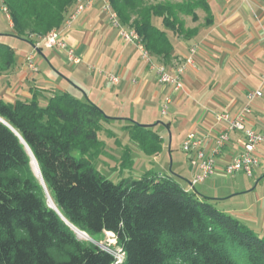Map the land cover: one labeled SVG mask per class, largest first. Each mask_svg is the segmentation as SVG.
<instances>
[{
    "label": "trees",
    "instance_id": "obj_1",
    "mask_svg": "<svg viewBox=\"0 0 264 264\" xmlns=\"http://www.w3.org/2000/svg\"><path fill=\"white\" fill-rule=\"evenodd\" d=\"M77 0H3L11 35L34 44L62 28ZM124 27L133 29L149 54L164 65L173 60L166 31L190 39L197 27L186 18L212 24L206 0H108ZM161 21V27L155 21ZM40 53L41 48L36 49ZM14 64V51L0 43V73ZM0 264H264V237L216 209L214 199L185 189L174 174H145L114 184L92 164L102 147V120L92 102L56 93L41 106L0 98ZM130 140L146 156H157L162 138L150 126L125 119ZM30 150V151H29ZM30 152L57 212L48 207L31 170ZM122 158L130 163L129 149ZM96 238L114 235L123 252L78 241L65 224Z\"/></svg>",
    "mask_w": 264,
    "mask_h": 264
},
{
    "label": "crops",
    "instance_id": "obj_2",
    "mask_svg": "<svg viewBox=\"0 0 264 264\" xmlns=\"http://www.w3.org/2000/svg\"><path fill=\"white\" fill-rule=\"evenodd\" d=\"M103 1L95 0L70 29L61 32L60 38L80 58L78 65L67 63L64 52L47 49L48 55L42 51L40 55L49 65L41 68L42 59L34 54L37 71L32 72L25 62L31 52L18 47V44L9 45L14 51V64L8 71L0 73L4 83L0 85V98L13 103L16 100L30 101L36 96L43 107L56 93H69V88H73L82 97V92L86 95L87 90L93 98L119 105L118 113L125 110L126 116L116 118L132 121L140 118L143 122H138L142 125L151 124L147 116L150 109L159 107L161 114L165 99L169 98L168 111L164 116L167 118L163 122L166 128L162 127L180 137L181 147L188 135L196 134L202 140L199 149L204 153L212 154L217 150L214 173L207 178L211 180V188L206 189L209 192L222 191L221 195L197 192L214 200H228L240 195L244 188L227 187L226 182L230 179L238 185V177H226L223 169L241 151L243 135L240 131H230L229 125L216 120L215 116L227 113L233 118L247 106L250 111L243 116L244 127L264 131V0H206L212 15L211 25L204 26L205 14L200 12L197 13V22L190 19V24H187L185 20L187 28L197 27L196 34L190 39L176 37L166 31L173 45V60L168 67L183 63L190 57V49L195 48L193 63L182 74V88L178 92L171 86L160 85L155 72L140 58L136 47L122 40L103 10ZM5 17L11 30L10 20ZM155 24L161 27L159 19ZM8 38L13 37L0 32V43ZM13 39L22 45L28 44ZM153 62L162 64L155 58ZM108 76L116 77L117 82H110ZM256 91L261 95L248 101L246 95ZM224 133H227V141L218 148L216 141ZM195 151L186 154L187 167H182L177 174L183 175L188 169L189 182L200 173L199 162L194 160ZM254 155L258 166L253 169L252 176L241 173L247 178L253 177L258 185L264 180V147L258 145ZM188 181L186 186H182L185 189L190 188ZM258 205L256 210L249 205L244 208L233 206L222 212L254 232L257 228L262 229L255 233L264 237V203Z\"/></svg>",
    "mask_w": 264,
    "mask_h": 264
},
{
    "label": "rangeland",
    "instance_id": "obj_3",
    "mask_svg": "<svg viewBox=\"0 0 264 264\" xmlns=\"http://www.w3.org/2000/svg\"><path fill=\"white\" fill-rule=\"evenodd\" d=\"M158 1V0H157ZM177 1V0H174ZM202 11L198 10L197 13H200ZM187 21V24L189 23L190 18L185 19ZM192 22V21H191ZM11 30L8 26V20L5 17V15L0 11V32L4 35H11ZM4 43L15 46L18 44V47H23L28 52H31L30 54L33 55L36 54V57L42 59L41 68L44 67V65H49L44 57L40 55L39 52L36 51L33 47H31L28 44L22 45L18 40H15L13 38H8L7 41ZM21 44V45H19ZM42 52L45 55H48V51L44 47H40ZM51 68V67H50ZM56 74L57 71L53 70ZM57 76H59L57 74ZM60 77V76H59ZM57 80L59 78L55 77ZM61 79V78H60ZM4 84L3 80L0 79V85ZM70 86L74 87L71 82H69ZM68 92L72 94L73 96L77 97L79 100H84L85 96L82 93L81 94L73 88H69ZM86 98L88 101H93L97 106H99V109L104 113L106 117H108V120H102L101 122V129L98 132V140L102 143L101 150L99 154L96 157H93L92 164L95 168V170L106 180L118 184L122 180H139L141 179L145 174H153V175H173L175 180L181 185L186 186L187 181L189 180V170H185L183 175H177L180 169L182 167L186 168V153L183 152L181 147V139L178 138L176 134L172 132L169 133L167 130H165L160 125H155L152 128V131L155 132L158 135H161L163 138L162 151L157 156H146L140 148L137 146L136 143L132 142L130 140L128 132L124 129L126 125H128V122L123 118H116L115 116H126L124 113H118L117 107L119 105H113L105 100H98L97 98H93L91 93L86 90ZM115 106V107H114ZM143 114H145L143 112ZM148 121L152 122L151 124L154 125L158 121L165 122L167 117L161 116L159 107H154L153 109H150V112L148 113ZM143 119L135 118L134 122L142 121ZM143 122V121H142ZM139 125H142L138 122ZM147 124V125H151ZM146 125V124H143ZM170 139V140H169ZM127 147L129 149V156H130V163H128L127 159L122 158L123 155V149ZM32 172V170H31ZM33 174V172H32ZM34 175V174H33ZM238 178L236 179V183H232L230 179H227V187L236 188L239 186V188H244L245 191L241 192L240 195L234 196L231 199L225 200H212L211 204L218 210H228L232 209V207L239 206V208H244L251 205V209L256 210V207H258V203L263 204L264 203V180L260 182V184L257 185L253 189V186L255 184V179L252 177L247 178L244 174L239 173L236 175ZM35 177V176H34ZM36 178V177H35ZM37 179V178H36ZM189 182V181H188ZM190 183V182H189ZM211 188V180L210 178L205 180L203 183L196 184L194 186L195 190L199 193H204L209 196H219L221 195L222 191H214L211 190L209 192L206 188ZM256 206V207H255ZM254 230V229H253ZM257 228L255 232H261ZM76 239L82 243H85L87 245H94L97 246L110 254L114 256L117 260H122L123 258V252L121 249L117 246L116 240L113 234H108L104 232L102 235L92 238L88 236V239H80L75 235Z\"/></svg>",
    "mask_w": 264,
    "mask_h": 264
},
{
    "label": "built area",
    "instance_id": "obj_4",
    "mask_svg": "<svg viewBox=\"0 0 264 264\" xmlns=\"http://www.w3.org/2000/svg\"><path fill=\"white\" fill-rule=\"evenodd\" d=\"M95 0H77L74 8L69 13L67 19L64 21L63 26L59 30H51L45 36L40 37L34 44V49L44 47L46 49L58 50L64 52L67 63L71 65H78L81 60L75 55L74 49L69 47L67 43L60 38L61 32L70 29L72 23L94 2ZM103 10L109 17L110 24L115 28L123 41L128 42L136 47L140 54V58L148 64V66L155 72L157 82L160 85H168L173 88L175 92H178L182 88V74L186 70L187 66L192 64V56L195 53V48L190 49V57L186 58L183 63L168 67L164 64H155L153 57L149 54L144 47L139 35L133 30L121 25L116 13L111 9L108 0L103 1ZM0 11L8 17V11L5 7L3 0H0ZM9 18V17H8ZM27 68L36 72L37 67L33 61V55L30 54L25 58ZM108 79L112 83L117 82V78L108 76ZM261 93L249 92L246 97L248 101H251L254 97L260 96ZM170 99L166 98L161 109V115L167 114ZM249 108L244 107L233 118L227 114L222 113L216 115V120H221L229 125L230 131H240L243 135V146L241 151L231 159V161L223 169V174L226 177L233 178L239 173H244L246 176L251 177L253 169L258 166V160L256 159L254 152L258 145L264 147V131H257L251 128H245L243 125V116L249 113ZM201 138L196 134H190L182 143V150L184 153L189 154L192 150H195L194 160L199 162L200 173L196 175L190 182V188H193L196 184L203 183L208 177H210L215 170L214 155L217 150H214L212 154L204 153L199 147L201 146ZM227 141V133L220 135L216 141L218 148ZM121 262V260H117Z\"/></svg>",
    "mask_w": 264,
    "mask_h": 264
},
{
    "label": "bare ground",
    "instance_id": "obj_5",
    "mask_svg": "<svg viewBox=\"0 0 264 264\" xmlns=\"http://www.w3.org/2000/svg\"><path fill=\"white\" fill-rule=\"evenodd\" d=\"M28 153H29V156L31 158V168H32V171H33L35 177L40 181V183L43 184V181H42V178H41V174H40V170L38 168V165H37L35 159L33 158L32 154L30 152H28ZM43 186H44V184H43ZM44 190H45L44 192H45V195H46L45 197L47 199L48 206L50 208H52V209H56V207H55V205H54V203H53V201H52L49 193L45 189V186H44ZM71 228H72V231L75 232V235H77L78 238H80V239H86V240L88 239V236L85 233L77 230L76 228H74L72 226H71ZM108 234H111V233H108Z\"/></svg>",
    "mask_w": 264,
    "mask_h": 264
},
{
    "label": "water",
    "instance_id": "obj_6",
    "mask_svg": "<svg viewBox=\"0 0 264 264\" xmlns=\"http://www.w3.org/2000/svg\"><path fill=\"white\" fill-rule=\"evenodd\" d=\"M11 37H13V38H16L17 39V37L16 36H14V35H10ZM22 41V40H21ZM24 42H26V43H28L29 45H31L32 46V44L31 43H29L28 41H24ZM58 73V72H57ZM83 93V92H82ZM83 95L85 96V99L88 101V99L86 98V95L83 93ZM106 117V116H105ZM106 118H108V117H106ZM0 122L1 123H3V124H5V125H7L2 119H0ZM138 124V123H137ZM161 125V126H163V127H165L166 128V125L163 123V122H160V121H158L157 123H155L154 125H141V126H150V127H154L155 125ZM168 131V130H167ZM169 132V131H168ZM170 133V132H169ZM170 140V139H169ZM30 151V150H29ZM40 183V182H39ZM257 183H258V181H256L255 182V184H254V186H253V189L256 187V185H257ZM40 185L42 186V188H43V191H45L44 190V186H43V184H41L40 183ZM49 207V206H48ZM52 209V208H51ZM56 212H57V210L56 209H54ZM64 222H65V224H67V222L64 220ZM68 225V224H67ZM69 226V225H68ZM69 228L72 230V228H71V226H69ZM74 234H75V232H73Z\"/></svg>",
    "mask_w": 264,
    "mask_h": 264
}]
</instances>
